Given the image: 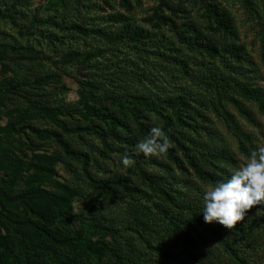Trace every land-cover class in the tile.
<instances>
[{"label":"trees","instance_id":"trees-1","mask_svg":"<svg viewBox=\"0 0 264 264\" xmlns=\"http://www.w3.org/2000/svg\"><path fill=\"white\" fill-rule=\"evenodd\" d=\"M48 1L52 12L34 9L31 14L29 0H0V17L19 25L22 40L29 42L26 37L38 34L33 44H24L12 34V40H4L0 48V135L27 145L32 152L27 168L36 176L57 175L54 164L62 161L73 175L83 173L91 187L113 198L148 193L125 172L115 171L106 178L94 174L98 154L117 153L129 156L145 181L155 184L163 204L171 206L176 199L173 191L179 190L161 181L163 173L170 185L189 171L194 176L189 179L215 184L227 179L239 161L220 145L221 134L207 110L217 111L234 129L244 155L249 157L260 148L226 105L232 102L250 120V112L231 91L254 100L264 114V90L225 75L216 64L220 59L239 61L246 54L227 5L218 0H154L149 11L137 17L144 0ZM220 34L231 36L232 42H221ZM46 43H59L63 62L79 60L77 104H54L48 98V84L61 82L62 75L43 63ZM161 62L163 68L168 64L179 72L164 70L165 76L159 73L151 79L153 64ZM198 66L206 68L199 74ZM161 78L165 85L156 92ZM194 80L212 92L210 101L193 94ZM126 81H148L154 87L151 94L138 93L128 90ZM152 113L159 120L152 119ZM154 125L163 128L171 144L163 158L134 151ZM50 140L58 149L53 157L35 153ZM178 171L184 172L179 175ZM6 181L0 176V264H143L117 240L118 229L105 224L104 215L92 216V236L64 224L74 215L71 202L78 190L72 180L60 187L62 193L38 187L22 190L17 182ZM185 205L189 215L177 221L199 230L196 239L193 234L188 237L190 241L203 245L213 241L220 255L185 259L159 245L153 246L161 257L157 264H264V204L254 205L232 229L206 223L202 202ZM167 209L160 208L163 213Z\"/></svg>","mask_w":264,"mask_h":264},{"label":"rangeland","instance_id":"rangeland-1","mask_svg":"<svg viewBox=\"0 0 264 264\" xmlns=\"http://www.w3.org/2000/svg\"><path fill=\"white\" fill-rule=\"evenodd\" d=\"M29 1L30 7L27 8V11L31 10V14L35 13L32 11L34 9H38L42 14L52 12L53 5L51 6L48 0ZM218 1L227 5L232 10L238 29V43L243 44V52H246L244 58L239 61L235 59H231L230 62L228 59H220L221 62L219 63L216 61L218 71L235 78L237 81H242L244 84L261 87L264 90V0ZM153 3L154 0H144L143 6L137 9L138 13H136V16H144V13L149 11ZM19 29V25L14 21L0 17V31L4 32L0 34V48L4 46V40H12V34L14 37L20 38ZM37 36L38 34L36 35L35 33L26 37L29 39V42L26 39L22 40V36L20 39L24 44H33L37 40ZM217 38H220L219 40L223 43L232 42L233 39L231 36L224 34L218 35ZM58 44L51 45L50 43H46L42 47L44 50L41 58L44 61L43 63L46 64V67L56 68L62 75L61 82L53 81L48 84L47 90L48 92L50 91L48 98L54 104H77L80 100V83L75 75L78 73L80 62L79 60L69 63L63 62V59L59 55L60 47ZM152 63H154V60ZM204 67L198 66L197 73L200 74ZM151 70L149 71V75L154 74L151 79H156L159 73L161 76H165L164 70H171L174 73L179 72L168 64L166 68H163L162 62L159 65L153 64V69ZM80 77L82 76L80 75ZM163 79L165 78L163 77ZM163 79L161 78L160 82L157 81L158 85H155L157 86L155 88L156 92L163 89L165 85ZM152 82L154 84L156 81ZM151 84L148 81L144 83L140 81L125 82L128 90L145 94H151L154 87ZM204 86L202 83L194 80L191 85L194 90L193 94L195 96L198 95L202 100L210 101L211 97L209 96H212V92H208L207 87L205 86V88ZM231 94L244 104V107L250 112L251 119L249 120L246 116L242 115L232 102L226 105L227 109L235 115V119L255 139L259 147L264 148V114L259 109L258 104L241 94L240 91L232 90ZM207 113L215 120L216 127L221 134L220 145L227 148L230 155L239 160L237 166L232 169L234 171L246 162L249 157L238 149V136L235 134L234 129L228 126L223 117H220L217 111L213 112L212 109L207 110ZM151 115L152 119L159 120L157 114L152 113ZM2 123H5V118ZM90 138L92 137H87V139L91 140ZM93 138L95 137L93 136ZM44 144L45 146L38 149L35 153L46 157H53L52 154L58 150L57 145L54 144L53 140L45 141ZM10 149L15 150L16 153H11ZM7 152H10V157L6 160L5 156L9 154ZM25 153L27 155H24ZM31 155L32 152L27 148V145L22 144L20 140H17L15 137L0 135V159L2 158L5 161L2 164V160H0V176L6 179L8 184H15L17 182L16 184L22 186V188L20 187L22 190L38 187L41 190L56 193H62L63 190H60V187L67 183V180H72L71 182L74 183V187L78 190V193L76 195L73 194L71 202V209L74 215L70 217L69 221L64 222L69 228L87 236H92L95 234L90 225L94 223L92 216L102 214L106 217L105 224L118 229L117 240L125 244L126 249L131 250L133 256L136 258L139 256L143 264H157V259L161 257L154 251L153 246L159 245L165 246L169 252L179 254L180 257H185V259L201 258L206 260L217 258L220 255V251L216 250L215 242L213 241H209L208 245L201 243L193 244L189 238L192 234V238L196 239L198 237L197 232L199 230H197V227L190 226L186 221H177L181 216L185 218V215H189L185 204L189 203L192 206H196V204L201 203L203 187L213 185H206L201 180H198V178L189 179V177L193 176L190 171L189 173H184L185 178L183 175L179 176L177 183L171 181L172 185L167 183L166 180L168 178H166V173H163L161 181L166 182L167 187L170 186L174 190H179L173 191L176 195V199L173 201L174 204L165 206L161 201V197L153 189V185L155 184L152 185L148 180L145 181L142 173H140L141 169L137 168L134 162L123 169L121 159L124 156L117 153H111L110 156L109 154H98L97 160L99 164L94 165V168H92L94 174L106 178L115 171L120 173L125 172L123 174H128L132 177L134 182L141 185L148 193L135 197L127 195L124 199L113 198L104 190L91 187L83 173L73 175L62 161L54 164L57 175L53 177L36 176L32 169L27 168V164L31 162ZM11 156L14 160L10 159ZM163 157L161 155L158 158ZM148 170L155 171L154 168H148ZM183 172L178 171V174L180 175ZM27 182L30 183V186ZM15 189H19V187L16 186ZM163 206L164 208H168L167 213H163L160 210ZM248 212L245 214L246 217L248 216ZM214 251L217 255L212 257L211 253Z\"/></svg>","mask_w":264,"mask_h":264},{"label":"clouds","instance_id":"clouds-1","mask_svg":"<svg viewBox=\"0 0 264 264\" xmlns=\"http://www.w3.org/2000/svg\"><path fill=\"white\" fill-rule=\"evenodd\" d=\"M171 147L165 131L154 125L145 138L137 141L134 151L145 157H159ZM124 166L133 163L129 156L121 159ZM264 204V148L252 152L227 179L202 189V214L206 223L217 222L228 229L242 221L254 205Z\"/></svg>","mask_w":264,"mask_h":264}]
</instances>
